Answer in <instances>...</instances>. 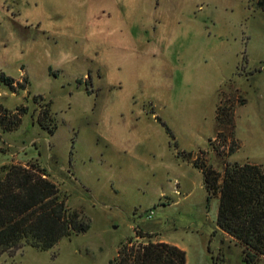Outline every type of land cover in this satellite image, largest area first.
Segmentation results:
<instances>
[{
    "label": "rangeland",
    "instance_id": "1",
    "mask_svg": "<svg viewBox=\"0 0 264 264\" xmlns=\"http://www.w3.org/2000/svg\"><path fill=\"white\" fill-rule=\"evenodd\" d=\"M258 1L0 0V110H27L17 128L0 126V167L45 168L91 220L87 232L49 250L24 246L0 264H111L129 239L176 244L187 264H245L218 226L219 197L208 199L191 164L264 167ZM47 101L54 133L37 121ZM221 103L235 110L231 155L230 131L217 137Z\"/></svg>",
    "mask_w": 264,
    "mask_h": 264
},
{
    "label": "trees",
    "instance_id": "2",
    "mask_svg": "<svg viewBox=\"0 0 264 264\" xmlns=\"http://www.w3.org/2000/svg\"><path fill=\"white\" fill-rule=\"evenodd\" d=\"M258 4L264 9V0ZM1 78L14 91L16 80L4 74ZM35 99L44 101L41 95ZM238 99L240 105L246 103L245 98ZM51 105V101L43 104L37 121L54 133L57 122ZM2 112L1 109L0 126L3 130H12L21 124L27 110L20 107L16 112L6 110L3 115ZM216 123L217 137L225 130L230 131L232 139L227 153L231 155L239 145V140L234 138L236 118L232 105H218ZM222 144L226 147L225 142ZM216 151L225 154L218 146ZM191 156L192 152L177 151L179 159L187 160ZM192 164L202 172L208 199L219 197V228L243 247L245 264H256L264 258V167L251 161L228 160L224 162V171L219 172L199 156ZM90 223L82 211L69 207L67 196L49 178L45 168L14 163L0 167V257L24 246L49 250L62 238L87 232ZM111 264H187V252L169 242L136 244L129 239L121 244Z\"/></svg>",
    "mask_w": 264,
    "mask_h": 264
},
{
    "label": "crops",
    "instance_id": "3",
    "mask_svg": "<svg viewBox=\"0 0 264 264\" xmlns=\"http://www.w3.org/2000/svg\"><path fill=\"white\" fill-rule=\"evenodd\" d=\"M187 163H189V164H191L189 161L187 162ZM192 166H193V164H191ZM194 167V166H193ZM223 231V230H222ZM223 234L225 235V236H227V237H229V238H231L232 239V237L229 235V234H227L226 232H224L223 231ZM160 242L161 241H163V240H159ZM158 240H156V241H153V242H159ZM164 242H166V241H164ZM176 245V244H175Z\"/></svg>",
    "mask_w": 264,
    "mask_h": 264
},
{
    "label": "built area",
    "instance_id": "4",
    "mask_svg": "<svg viewBox=\"0 0 264 264\" xmlns=\"http://www.w3.org/2000/svg\"><path fill=\"white\" fill-rule=\"evenodd\" d=\"M153 213H154V211H151L150 214L148 215V217H152Z\"/></svg>",
    "mask_w": 264,
    "mask_h": 264
}]
</instances>
